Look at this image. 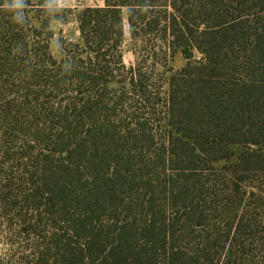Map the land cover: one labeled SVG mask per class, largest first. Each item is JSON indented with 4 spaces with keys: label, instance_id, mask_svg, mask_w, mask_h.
<instances>
[{
    "label": "trees",
    "instance_id": "1",
    "mask_svg": "<svg viewBox=\"0 0 264 264\" xmlns=\"http://www.w3.org/2000/svg\"><path fill=\"white\" fill-rule=\"evenodd\" d=\"M229 1L223 19V0H103L76 12L71 39L54 37L72 12L57 0H0L3 264L252 262L264 237L253 233H264V0ZM123 12L131 38L166 40L138 47L142 65L123 62ZM177 51L186 62L172 71ZM158 52L170 71L160 98Z\"/></svg>",
    "mask_w": 264,
    "mask_h": 264
},
{
    "label": "rangeland",
    "instance_id": "2",
    "mask_svg": "<svg viewBox=\"0 0 264 264\" xmlns=\"http://www.w3.org/2000/svg\"><path fill=\"white\" fill-rule=\"evenodd\" d=\"M161 3V2H160ZM103 4V0H57V6L60 8H65V9H71V13L70 12H66L64 14V12L60 13V17L65 18V20H58L55 21L54 23H52V29L54 31V37H68L71 39H75L78 35V29H77V23L75 21V14L78 10H80L81 8L85 7V6H95V5H102ZM231 7V3L229 0H223L222 2V9H224L225 11H222V16L223 19H225V17H230L231 15V11H226L227 9H230ZM156 10H161L160 7L156 8ZM63 13V14H62ZM123 30H124V40H123V46H122V59L123 62L125 63L126 66L128 65H135V62H140V58H141V51L138 50V47H144L145 48V52L146 53H152V49L157 48L159 46H164L163 43L164 38L161 37V33L159 32H150L148 34H145L141 37H137V38H131L130 33H129V26H128V22L126 19V15L123 12ZM138 53V54H137ZM201 57V54L197 51H193L192 55L190 57L191 61H197L199 60ZM156 59L158 61V63L155 65V72L161 73L159 75V79L161 81V90L160 92L157 94V97H163L165 95V88H166V83L165 81L167 80V76L170 73L169 70L167 69V65H168V59L167 62L164 60V56L163 53L158 52L156 55ZM186 62V59L182 56V54L177 51L174 53L172 59H170L169 61V65L172 68V71L178 70L180 67H182L184 65V63ZM141 64V62H140ZM142 65V64H141ZM144 71H149L151 69V66L149 68V63L146 62L144 64V68H142ZM150 79H155V75H151L149 77ZM153 82V81H152ZM154 83V82H153ZM133 98L131 99V95H130V99L129 101H134L137 100L138 97L133 94L132 95ZM162 99V98H161ZM155 110H151V111H157L159 109H161V106H159V104L154 105ZM123 114H130V111H126ZM122 114V117H123ZM145 116H147V119L149 120V122L151 121V117L153 122L154 117L151 114H144ZM121 117V114L119 115L118 118ZM155 123V122H154ZM156 139H160L163 137V132L159 131L158 133H156L155 135ZM261 153L264 154V147L261 148ZM244 189L246 191V195L248 193V191H250L251 189H253V187L247 185L244 186ZM245 195V194H244ZM246 199L249 201L251 199H249V197L244 196V200L243 203H246ZM255 206L256 208L254 209V212H258L259 208H261L262 202H260L259 200L253 204H251V206ZM254 215V214H253ZM262 229V224H260L258 226V229L256 231H254L253 233H257L256 235L259 236H264V233L261 231ZM233 233V231H232ZM231 233V234H232ZM12 238L8 236V234L6 233L5 229H4V225L0 222V264H3V262L6 261H10L12 260L10 254H9V246L12 242ZM15 238V237H14ZM253 248L252 254H247L244 256V259H249L252 262H245L247 260H244L243 264H247V263H251V264H264V237L263 238H259V240H255V242L253 243V245H251ZM242 263V262H241Z\"/></svg>",
    "mask_w": 264,
    "mask_h": 264
}]
</instances>
